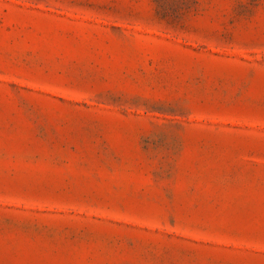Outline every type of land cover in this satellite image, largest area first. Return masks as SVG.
<instances>
[{
  "label": "rangeland",
  "instance_id": "1",
  "mask_svg": "<svg viewBox=\"0 0 264 264\" xmlns=\"http://www.w3.org/2000/svg\"><path fill=\"white\" fill-rule=\"evenodd\" d=\"M0 264H264V0H0Z\"/></svg>",
  "mask_w": 264,
  "mask_h": 264
}]
</instances>
